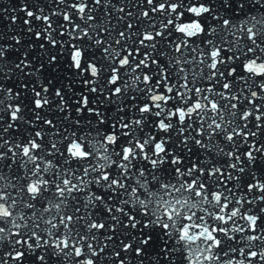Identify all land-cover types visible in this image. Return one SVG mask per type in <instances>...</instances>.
Here are the masks:
<instances>
[{"label":"snow or ice","instance_id":"snow-or-ice-1","mask_svg":"<svg viewBox=\"0 0 264 264\" xmlns=\"http://www.w3.org/2000/svg\"><path fill=\"white\" fill-rule=\"evenodd\" d=\"M0 264H264V0H0Z\"/></svg>","mask_w":264,"mask_h":264}]
</instances>
